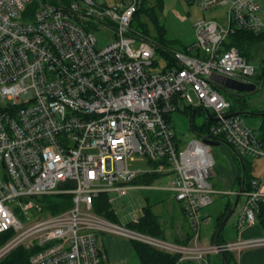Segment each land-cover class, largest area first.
<instances>
[{
	"label": "built area",
	"instance_id": "built-area-1",
	"mask_svg": "<svg viewBox=\"0 0 264 264\" xmlns=\"http://www.w3.org/2000/svg\"><path fill=\"white\" fill-rule=\"evenodd\" d=\"M139 2L0 0V96L8 100L0 105V232H11L0 245V259L23 246L35 248L29 264H98L99 232L177 254L175 264H209L210 254L264 246V234L199 242L207 221L201 208L214 192L208 181L212 146L203 138L264 161V125L249 126L240 114L226 116L236 110L209 80L217 73L253 82L259 67L224 42L237 29L263 31L264 9L257 0H197L202 10L223 5L225 12L194 22L195 40L188 48L195 54L172 50L180 67L155 70L154 43L131 27ZM99 24L114 32L101 47L89 28ZM179 100L214 117H207L205 134L184 146L165 118ZM136 158L150 168H129ZM153 171L170 176L159 187L181 203L191 232L187 243L139 231L93 209L98 194L148 186L134 179ZM49 194H69L71 205L45 212L39 198ZM241 194L238 226L254 224L264 199V173Z\"/></svg>",
	"mask_w": 264,
	"mask_h": 264
},
{
	"label": "rangeland",
	"instance_id": "rangeland-1",
	"mask_svg": "<svg viewBox=\"0 0 264 264\" xmlns=\"http://www.w3.org/2000/svg\"><path fill=\"white\" fill-rule=\"evenodd\" d=\"M93 1L96 4L112 5L118 4L121 0ZM162 1V11L156 9V14L158 16L159 23L166 29L164 40L160 41L158 39L157 30L150 17L145 13H142L139 19L133 20L132 29L136 32H143L144 28H146L148 30L146 34L154 43L155 47L159 46V44L165 45V47L163 46V48H166L169 51L178 48L180 49L181 47H183V45L194 40L195 34L193 24L197 19L202 18L203 16L208 19L219 17L224 14L226 9V6L218 5L206 11L203 10L205 11L203 15L202 8L197 3V0ZM257 2L262 7V9H264V0H257ZM99 26L100 27H89L95 34V37L97 39V47H101L107 44L114 38V32L111 28L103 24H99ZM248 50L250 51V54L247 56V58H249L250 62L254 66L260 67L262 60L264 59V39L256 41ZM164 62L165 59L163 55L161 54V52L156 50L153 57V64L150 66V68L158 70L161 68ZM220 92L227 100L231 102L230 108H234L233 110H239L241 105L239 99H242L247 111L249 110L252 112H259L264 108V86L260 90L244 98L242 96H236L235 94H233V91L220 90ZM7 102L8 100L6 98L0 96L1 106H5ZM190 107L195 106L190 105L187 101L179 100V102L176 104V109L165 114V118L168 120L171 130L175 134L176 141L183 146L188 140L197 136V133L190 128ZM240 116L243 118L244 123L249 126L259 127L262 125V119L259 115L240 114ZM206 120L207 117L205 109L199 107L194 115V123L197 125H204L206 123ZM204 126L201 127L202 129H198V131H203ZM211 153L214 159V166L212 169V175L208 181L211 184V187L214 189V192L211 194L212 202L201 208V213L204 216L208 215L209 218L208 222H202L200 226L199 242L201 244L210 243L212 234L216 226V217L224 210L228 202L231 207H233L237 196V184L232 183V185L230 186L224 182V179L226 177H230L232 175L233 167L234 169H236L240 165V159L234 151V148L226 142H221L220 144L211 147ZM243 157L250 162L251 173L254 176L262 175L264 173V161L262 159L251 158L246 155H243ZM128 166L129 168L137 171H147L150 168L149 163L144 158H136L135 160H131L129 161ZM169 181L170 176L159 175L149 186L131 188L121 195H118L114 192H109L108 198L110 200L111 208L116 217L115 222L126 224L134 218L139 217L141 214L142 206H144L146 203H149L151 204L153 212L158 215L164 234V231H167L168 228H171V214H180L177 211V209H179L178 205L180 202L173 197V192L168 189L159 187L168 185ZM134 183L138 182L134 181ZM141 185L147 184L141 183ZM229 191L235 193L230 194ZM244 202L245 195L240 194L231 215L228 217L227 221L222 227L221 236L223 239H235L237 230L232 223L234 219L239 218L241 206ZM104 234L109 235L107 233ZM166 238V240L171 241L170 237ZM131 241L132 240L129 239V243L131 244V258L129 264H141L138 257L134 253ZM209 256L214 257V260L211 264H222L221 255L210 254Z\"/></svg>",
	"mask_w": 264,
	"mask_h": 264
},
{
	"label": "trees",
	"instance_id": "trees-1",
	"mask_svg": "<svg viewBox=\"0 0 264 264\" xmlns=\"http://www.w3.org/2000/svg\"><path fill=\"white\" fill-rule=\"evenodd\" d=\"M38 1H46L51 3H60V2H68L70 0H31L30 5H36ZM150 0H140L137 10L134 13L133 20L139 19L142 13L147 14L150 19L152 20L156 30L158 39L160 41L165 39L166 29L163 25L159 23L158 16L156 14V9L159 11H162L163 5L161 0H152V3L149 2ZM131 22V27L132 23ZM148 30L144 28L143 34L147 36L146 32ZM264 30L254 34L244 29H237L233 33H230L227 38L226 42H224V47H229L234 45L240 52L242 56L246 58L247 61L250 62L249 58L247 56L250 54V51L248 50L256 41H260L264 39ZM165 45L159 44V46L155 47V51L158 50L163 55L165 62L161 66V70H164L167 67L170 66H177L180 67L178 61L172 56V51L166 50L163 48ZM181 49L187 53L195 54L188 48V45H183ZM197 54V53H196ZM264 68V59L262 60V63L259 67ZM261 78V75H259ZM241 102L239 111L245 109V104L243 103L242 99H239ZM231 107V106H230ZM199 107H190L189 111V123L190 128L196 132L197 134H205L208 130V125L210 121L206 120V123L204 125H197L194 123V115ZM234 108H230V110H233ZM264 108L262 109V111ZM261 112V111H259ZM191 115V117H190ZM261 117V116H260ZM262 119V125H264V116L261 117ZM202 126H204V130L201 131L200 129ZM260 126V127H261ZM202 129V128H201ZM230 145V144H229ZM233 147L232 145H230ZM234 148V147H233ZM235 150V148H234ZM236 151V150H235ZM238 157L240 159L239 163V172L235 178V183L237 184V188L242 184V190H245L249 187L250 181L253 177H255L251 173V165L248 160H246L243 155L239 154L237 151ZM161 173L158 172H150V173H142L139 174L137 177H135L134 181L138 183H143L150 185L155 178H157ZM42 208L45 212L49 213H55L59 212L61 210L66 209L71 205V196L69 194H49V195H43L39 198ZM231 205L229 202L226 204L224 210L216 217V226L215 230L212 234L211 242L216 241V235L218 232V228L229 211ZM93 209L96 213L101 214L110 220L116 221V217L114 215V212L110 205V200L108 198V193L103 192L98 194L96 198H94L93 201ZM256 222L262 227L264 231V199L261 200L258 204V210L256 212ZM129 227L135 228L139 231H143L149 234H152L154 236L162 237L163 238V228L159 221L158 215L153 212L151 204L146 203L141 208V214L138 218L137 222H127L126 223ZM221 231L218 234V241H224V239L221 236ZM11 235L10 231H4L0 232V245ZM191 238V232L190 235L185 239V241H180V243H187L189 239ZM132 246L134 253L138 257L141 264H175L178 259L177 254H170L163 252L161 250H158L152 246H149L147 244L134 241L132 240ZM179 242V241H178ZM35 251V248H25L23 246H17L14 248L8 255H6L4 258L0 259V264H29L28 258L32 252ZM225 256V264H237L234 253L230 251L224 252ZM98 264H108V262L102 258V254L100 256V260ZM182 264H196L191 261H185Z\"/></svg>",
	"mask_w": 264,
	"mask_h": 264
},
{
	"label": "crops",
	"instance_id": "crops-1",
	"mask_svg": "<svg viewBox=\"0 0 264 264\" xmlns=\"http://www.w3.org/2000/svg\"><path fill=\"white\" fill-rule=\"evenodd\" d=\"M149 2L152 3V0H150ZM162 5H163V1H162ZM202 13L204 15L205 11L202 10ZM194 40L185 45H190L191 43L194 42ZM178 50H182V49L178 48ZM238 172H239V166L236 169H234L233 167L232 175L230 177H226L224 179V182L231 186L232 183H235V178ZM236 190H238V188ZM178 208L179 209H177V211L180 214H177V213L171 214L170 216L171 228H168V230L164 231V234H163V238L167 239L166 237H170L171 241L173 242L185 241L188 235H190L189 225L186 220L184 211L182 209V205L180 203L178 205ZM201 215L204 219H207L206 222H208V219H209L208 215L204 216L202 213ZM237 221L238 219H234L232 223L235 229L237 230L235 238H249V237H256V236H260L264 234L262 227L257 222L251 225L238 226ZM224 240H228V239H224ZM96 243L102 254V258L105 259L108 262V264H129L130 263L131 244L129 243V239L120 237V236L110 235V234L106 235L104 233H97ZM233 253H234L237 264H264V246H257V247H250V248H245L241 250H236V251H233ZM213 256H216V255H213ZM207 259H208L209 264H211L214 260V257L208 256Z\"/></svg>",
	"mask_w": 264,
	"mask_h": 264
},
{
	"label": "water",
	"instance_id": "water-1",
	"mask_svg": "<svg viewBox=\"0 0 264 264\" xmlns=\"http://www.w3.org/2000/svg\"><path fill=\"white\" fill-rule=\"evenodd\" d=\"M209 80L211 82H213L217 88H219L220 90H225V91H233V94H235L236 96H241V94L239 93H236V92H247V94H252L258 90H260L263 86V83H264V78L260 84V86H257V84L255 82H241V81H238V80H235V79H232V78H228L224 75H221V74H217V73H212L210 76H209ZM237 114H255V115H259L261 117L264 116V110L261 111V112H252V111H247V110H236V111H232V112H228L226 114V116H231V115H237ZM191 117V115H190ZM206 117H208L209 119H214V117L210 116L207 112H206ZM190 119V118H189ZM203 141L206 142L207 144H209L210 146H215V145H218L221 143L220 140H216V139H212L210 138L209 136L207 137H204L203 138ZM242 187L243 185L241 184L237 190V196H236V199H235V203H234V206L235 204L237 203L238 199H239V196L242 192ZM234 206L231 207V209L228 211V213L225 215V217L223 218L219 228H218V232H217V235H216V241H218V234L219 232L221 231L223 225L225 224V222L227 221L228 217L231 215L233 209H234ZM221 259H222V264H225V256H224V253H221Z\"/></svg>",
	"mask_w": 264,
	"mask_h": 264
},
{
	"label": "flooded vegetation",
	"instance_id": "flooded-vegetation-1",
	"mask_svg": "<svg viewBox=\"0 0 264 264\" xmlns=\"http://www.w3.org/2000/svg\"><path fill=\"white\" fill-rule=\"evenodd\" d=\"M259 75H261V78H260ZM263 78H264V68H260L259 71L253 76L252 81L255 82V83L257 84V86H260V84H261ZM263 86H264V83H263ZM263 86H262V87H263ZM236 93L241 94V96H242L243 98H244V97H247V96L250 95V94H247V92H242V91H240V92L238 91V92H236ZM243 110H247V109L245 108V109H243Z\"/></svg>",
	"mask_w": 264,
	"mask_h": 264
},
{
	"label": "bare ground",
	"instance_id": "bare-ground-1",
	"mask_svg": "<svg viewBox=\"0 0 264 264\" xmlns=\"http://www.w3.org/2000/svg\"><path fill=\"white\" fill-rule=\"evenodd\" d=\"M175 200V199H174Z\"/></svg>",
	"mask_w": 264,
	"mask_h": 264
}]
</instances>
